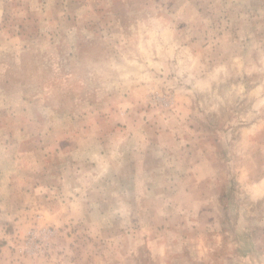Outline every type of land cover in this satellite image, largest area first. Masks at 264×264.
<instances>
[{
    "label": "rangeland",
    "instance_id": "1",
    "mask_svg": "<svg viewBox=\"0 0 264 264\" xmlns=\"http://www.w3.org/2000/svg\"><path fill=\"white\" fill-rule=\"evenodd\" d=\"M0 264H264V0H0Z\"/></svg>",
    "mask_w": 264,
    "mask_h": 264
}]
</instances>
